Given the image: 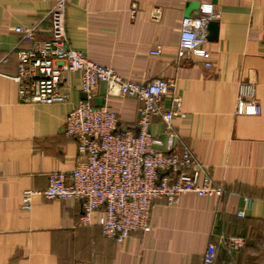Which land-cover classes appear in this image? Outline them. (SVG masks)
Segmentation results:
<instances>
[{
	"label": "crops",
	"instance_id": "obj_1",
	"mask_svg": "<svg viewBox=\"0 0 264 264\" xmlns=\"http://www.w3.org/2000/svg\"><path fill=\"white\" fill-rule=\"evenodd\" d=\"M55 1L0 0V264H202L211 242L218 247L215 264H264V0H68L70 46L128 80L173 81L184 112L173 121L179 135L173 150L190 146L230 190L223 200L188 193L174 204L156 201L152 230L133 232L123 242L103 234L101 211L80 225V200L47 199L39 192L51 172L76 166L77 141L64 127L86 95L81 73L72 71L62 74L68 101L19 100L17 53L32 43L15 27L36 26L39 38H49ZM201 3L213 6L219 22L217 40L206 44L211 67L191 54L177 55L182 18ZM155 9L161 12L157 21L151 18ZM157 46L161 54H151ZM244 83L255 85L261 114H236ZM94 98L117 113L121 127L137 129V99L110 92L105 82ZM164 130L163 120L154 117L151 131L162 141L157 147L168 150ZM27 189L36 191L30 210L22 203ZM229 237L243 238L244 245L230 249L223 240Z\"/></svg>",
	"mask_w": 264,
	"mask_h": 264
},
{
	"label": "built area",
	"instance_id": "obj_2",
	"mask_svg": "<svg viewBox=\"0 0 264 264\" xmlns=\"http://www.w3.org/2000/svg\"><path fill=\"white\" fill-rule=\"evenodd\" d=\"M205 4L201 3L195 13L182 18L177 55L180 60L191 54L211 67L212 52L206 44L209 22L217 13L213 6L211 12L203 11ZM67 5L68 0L55 1L50 11L49 38H39L36 26L15 27L24 41L32 43L30 48L17 53L18 73L13 79L21 102L68 101L69 95L61 86L62 74L72 71L81 73V89L87 96L68 113L64 127L65 135L77 141L76 166L70 171L51 172L48 186L39 192L47 199L80 200L83 205L80 225L91 224L95 214L101 211L99 223L103 234L117 242L125 241L133 232L152 230V208L156 201L174 204L188 193L223 200L230 190L213 178L191 147L184 144L180 151L173 150L174 140L179 136L173 121L184 114L181 95L172 92L174 82L165 78L146 83L128 80L114 68L73 49L66 33ZM137 10V3H133V19ZM151 18L159 20L160 10H153ZM184 43H192L194 47H183ZM161 52V47L157 46L151 54ZM101 82L107 83L110 92L139 101L137 129L121 127L117 113L108 105H92L95 88ZM235 112L239 115L263 112L253 83L240 85ZM154 117L164 122L168 150L157 147L162 141L151 131ZM35 192L33 189L24 191L25 209L32 208ZM237 214L245 217L244 210ZM223 240L230 249L244 245L241 237ZM217 250L216 244L209 243L202 264H215Z\"/></svg>",
	"mask_w": 264,
	"mask_h": 264
},
{
	"label": "water",
	"instance_id": "obj_3",
	"mask_svg": "<svg viewBox=\"0 0 264 264\" xmlns=\"http://www.w3.org/2000/svg\"><path fill=\"white\" fill-rule=\"evenodd\" d=\"M195 7V6H194ZM188 9H191L192 8V5H188L187 6ZM196 8V7H195ZM199 8V6L197 7ZM196 8V9H197ZM186 15H190V13H187ZM218 32H219V22L216 21V20H211L209 22V26H208V35H207V40L208 41H214V40H217L218 38ZM86 95L84 96V99H86ZM91 103L92 105L94 106H100L102 105L103 103L97 99V98H93L91 99Z\"/></svg>",
	"mask_w": 264,
	"mask_h": 264
},
{
	"label": "clouds",
	"instance_id": "obj_4",
	"mask_svg": "<svg viewBox=\"0 0 264 264\" xmlns=\"http://www.w3.org/2000/svg\"><path fill=\"white\" fill-rule=\"evenodd\" d=\"M203 11L205 12H211L212 11V5L210 4H205L204 7H203ZM186 24L188 23L187 21L185 22ZM196 26L199 27V22L197 21L196 22ZM188 35V34H186ZM195 37L192 35V39H194ZM183 47H188V48H192L194 47V44L192 43H184L183 44Z\"/></svg>",
	"mask_w": 264,
	"mask_h": 264
}]
</instances>
